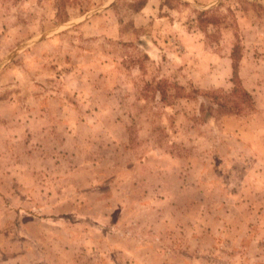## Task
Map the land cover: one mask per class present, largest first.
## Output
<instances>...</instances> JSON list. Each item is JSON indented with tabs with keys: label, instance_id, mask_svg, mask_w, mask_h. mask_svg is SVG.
Here are the masks:
<instances>
[{
	"label": "rangeland",
	"instance_id": "1",
	"mask_svg": "<svg viewBox=\"0 0 264 264\" xmlns=\"http://www.w3.org/2000/svg\"><path fill=\"white\" fill-rule=\"evenodd\" d=\"M133 1L0 0V264H264V0L161 3V62ZM234 44L253 110L208 118Z\"/></svg>",
	"mask_w": 264,
	"mask_h": 264
},
{
	"label": "trees",
	"instance_id": "2",
	"mask_svg": "<svg viewBox=\"0 0 264 264\" xmlns=\"http://www.w3.org/2000/svg\"><path fill=\"white\" fill-rule=\"evenodd\" d=\"M176 1V0H175ZM146 0H134L128 7L134 12H139L145 5ZM163 6L169 7L168 0L162 2ZM207 12L198 13V23L206 24L207 26L214 27L216 25L215 20L211 18H206ZM238 44H234L230 49L229 59L231 61V75H230V84L231 88L226 93L222 90H195L199 96L204 100L205 104L200 103L198 105V112L200 114H206L208 118L216 119V117L223 116H236L242 113L244 110L251 111L253 110V104L250 94L243 89L241 86L240 80L238 78V62L240 59ZM136 67L138 70H141L139 63L129 65L128 67ZM162 81L158 82L156 85V90L160 96V100L163 101L165 98L166 90L164 86H160ZM176 87V85H173ZM176 90H182L181 87H176ZM196 93V92H193ZM183 99H189V96H178Z\"/></svg>",
	"mask_w": 264,
	"mask_h": 264
},
{
	"label": "crops",
	"instance_id": "3",
	"mask_svg": "<svg viewBox=\"0 0 264 264\" xmlns=\"http://www.w3.org/2000/svg\"><path fill=\"white\" fill-rule=\"evenodd\" d=\"M163 0H147L146 4L143 6V8L138 12L135 13L132 16V26L134 29H140L142 26H144L146 24V21H148V19H150V17L153 19V21L150 19V22H154L155 23L158 22V26H154L153 29V36L152 39L150 40V38L148 37L145 41L143 36H137L138 41H144V44L146 45V49L145 54L148 57V59L150 61H159L161 62L164 58V55L166 57H173L176 60L179 61V56L180 53L179 52H184V50L187 51L188 55H191L192 51L195 52V50L199 49V39H195L194 34H191L189 32H181L177 33V32H173L175 30H171V28L176 27L175 23H168V34L171 36L172 38H168V36H166L165 32H162L163 28H161V26L163 25V22H161L162 19H160L159 17H157V12H159L160 10V4L162 3ZM155 14V15H154ZM114 34H112L113 39L118 38L120 35H118L117 30L114 29ZM176 34V38L175 35ZM124 37V35H121ZM131 40V38H130ZM133 41V40H131ZM180 45H182V47H180ZM186 46V48H185ZM176 47H180V51L177 50ZM191 49V50H190ZM176 52H175V51ZM193 56V55H192ZM216 60V59H215ZM136 69V67L131 68ZM130 69V70H131ZM177 72L179 71L178 68ZM195 69V68H193ZM198 69V68H197ZM184 69H181L179 72H183ZM195 76V73L194 75ZM129 85H132L131 81H128ZM263 115V114H261ZM224 123L228 124H235V121L232 120L231 118H224L223 119ZM129 246V244L127 245ZM115 247V246H114ZM126 250L129 249L128 247L125 248Z\"/></svg>",
	"mask_w": 264,
	"mask_h": 264
},
{
	"label": "water",
	"instance_id": "4",
	"mask_svg": "<svg viewBox=\"0 0 264 264\" xmlns=\"http://www.w3.org/2000/svg\"><path fill=\"white\" fill-rule=\"evenodd\" d=\"M45 37V36H44ZM43 36L42 37H39L37 40H41V38H44ZM33 42L34 41H32V42H27V43H24V44H22L21 46H19L16 50H14L13 52H11V54H10V56L11 55H13V54H15L16 52H18V51H20V50H23L24 48H27L28 46H30L31 44H33ZM9 58V57H8ZM7 58H6V60L1 64V66L2 65H4L5 64V62H7Z\"/></svg>",
	"mask_w": 264,
	"mask_h": 264
}]
</instances>
